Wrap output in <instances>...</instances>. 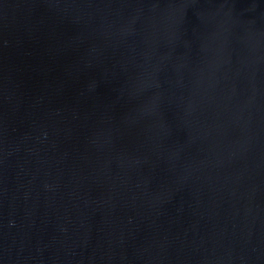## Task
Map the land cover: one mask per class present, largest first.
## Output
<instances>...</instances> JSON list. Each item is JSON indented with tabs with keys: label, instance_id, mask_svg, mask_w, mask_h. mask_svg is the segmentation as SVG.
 Listing matches in <instances>:
<instances>
[{
	"label": "water",
	"instance_id": "1",
	"mask_svg": "<svg viewBox=\"0 0 264 264\" xmlns=\"http://www.w3.org/2000/svg\"><path fill=\"white\" fill-rule=\"evenodd\" d=\"M0 264H264V0H0Z\"/></svg>",
	"mask_w": 264,
	"mask_h": 264
}]
</instances>
